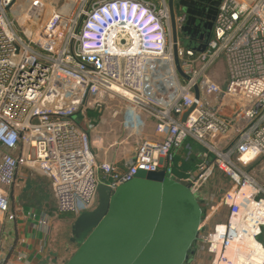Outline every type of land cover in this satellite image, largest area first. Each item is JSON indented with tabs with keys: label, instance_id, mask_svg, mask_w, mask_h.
<instances>
[{
	"label": "built area",
	"instance_id": "1",
	"mask_svg": "<svg viewBox=\"0 0 264 264\" xmlns=\"http://www.w3.org/2000/svg\"><path fill=\"white\" fill-rule=\"evenodd\" d=\"M32 2L20 30L16 0H0V213L15 218L9 192L21 167L49 178L56 210L77 217L95 208L100 183L113 190L139 171L173 175L175 151L189 138L205 148L183 178L191 192L199 195L216 171L230 183L225 222L200 229L196 241L205 264L251 262L264 228V184L247 170L264 158V0H221L203 50L177 39L181 73L168 0ZM185 22L174 13L177 32ZM220 56L223 82L212 70ZM107 100L125 102L127 138L155 125L124 169L97 162L92 148L86 115ZM38 224L49 233L48 214Z\"/></svg>",
	"mask_w": 264,
	"mask_h": 264
},
{
	"label": "water",
	"instance_id": "2",
	"mask_svg": "<svg viewBox=\"0 0 264 264\" xmlns=\"http://www.w3.org/2000/svg\"><path fill=\"white\" fill-rule=\"evenodd\" d=\"M168 6L174 59L181 73L175 55L178 32L172 0H168ZM187 13L188 19L179 32L192 40L188 30H196L200 26L196 21L205 16ZM182 43L197 50L205 46L201 41ZM97 192L95 208L74 219L71 241L76 242L77 249L65 264H183L193 252L202 209L184 179L166 170L139 171L113 190L100 183Z\"/></svg>",
	"mask_w": 264,
	"mask_h": 264
},
{
	"label": "crops",
	"instance_id": "3",
	"mask_svg": "<svg viewBox=\"0 0 264 264\" xmlns=\"http://www.w3.org/2000/svg\"><path fill=\"white\" fill-rule=\"evenodd\" d=\"M214 77L217 78L215 74ZM149 124L150 122L146 125ZM123 132L125 133L124 130ZM233 136L234 129L229 131L228 140L230 141ZM127 139L125 136L119 141H114L110 147L122 144ZM186 144L189 143L185 142L184 146ZM184 146L175 151L174 158H183L184 154L187 155L188 151L183 148ZM134 150L135 148L126 155L110 153L104 156L95 154V157L100 162L109 161L124 169L132 160ZM188 157L189 155H187ZM198 162L195 164V169ZM247 170L257 178L258 182L264 184V158L257 159ZM189 172L191 170H188ZM214 178L218 179L217 184L224 185L227 189L230 187L229 180L221 172L216 171L208 182ZM207 183L201 188L198 199L205 202V205L218 216L206 223L203 232L210 231L216 223L225 222L228 213L226 207L221 204V195H218L213 188L215 185L211 187ZM47 191H51L49 178L40 171L29 167L19 169L9 192L10 211L15 214V218L10 220L5 213H0V264H59V251L55 245L59 242V228L64 227L63 224L72 218L63 219L62 214L64 213L58 212L56 206L53 209H47L45 205ZM42 213L49 216V233L47 234L44 228L38 224V218ZM203 254L207 258V254ZM198 261L199 264H205L208 262V258L199 257Z\"/></svg>",
	"mask_w": 264,
	"mask_h": 264
},
{
	"label": "rangeland",
	"instance_id": "4",
	"mask_svg": "<svg viewBox=\"0 0 264 264\" xmlns=\"http://www.w3.org/2000/svg\"><path fill=\"white\" fill-rule=\"evenodd\" d=\"M33 0H16V6L19 7L16 14L18 18L17 28L22 30L25 24L26 16L24 14L28 11V8L30 5L34 2ZM15 6V7H16ZM179 13V12H177ZM41 23V18L37 20ZM21 26V27H20ZM225 60L223 56H220L216 63L214 64L212 70L214 71V74L217 76L220 82H223L226 78V66H225ZM125 102L121 100L119 101H109L107 100V103L105 106L100 110H97L95 108H91L88 110V113L86 115V118L88 120V126L90 129V137L92 141V148L96 155L100 154L101 156L109 155L110 153L114 154H129L133 151L137 143L142 139L141 137L144 136H151L153 134V131L155 129V125L153 123H150L149 125H145L142 131V135L139 136H133L129 137L126 141H124L122 144H116L113 147H110V144H112L114 141H119L120 139H123L126 134L123 132V128L121 126V119H122V108L124 106ZM75 117L79 120V117L75 115ZM74 117V118H75ZM190 144L191 147V154L189 155L190 161H191V172L195 169V164L197 161L200 160V156L202 153L205 152V148L196 143L194 140H190L189 138L185 141ZM184 142V144H185ZM185 151V150H184ZM186 153V152H185ZM184 159L187 160V155L184 154ZM189 159V158H188ZM97 162H100L97 160ZM109 162V161H108ZM256 178V177H255ZM257 179V178H256ZM218 179H213L207 184L209 186H214L215 192L218 195H222L226 188V186L217 184ZM207 185V186H208ZM199 195H195V197L198 199ZM46 207L47 209H53L55 208V201L54 197L51 191H47L46 193ZM200 205L204 209V214L201 218V231L205 229L206 223L211 220L212 218L215 219L217 216H213V211L211 208H208L205 205V202L199 201ZM72 218L71 220L66 221L62 228H59V242L55 243L58 253H59V264H65L66 261L71 257V255L75 252L77 249V244L74 242H71V236H72V224L75 219V215L69 212H65L62 214V218ZM61 223V222H60ZM69 238V239H68ZM258 240L261 242V244L264 247V228L262 229V234L258 237ZM192 250L194 254L190 257L189 262L185 264H199V257L206 258V255L203 254L205 252H202L198 249V246L196 242H194V245L192 247Z\"/></svg>",
	"mask_w": 264,
	"mask_h": 264
},
{
	"label": "flooded vegetation",
	"instance_id": "5",
	"mask_svg": "<svg viewBox=\"0 0 264 264\" xmlns=\"http://www.w3.org/2000/svg\"><path fill=\"white\" fill-rule=\"evenodd\" d=\"M221 0H172L173 5V12H184L186 15V20L188 19L189 12H196L202 13L205 18L199 19L196 23H200V26L196 30H188L193 34L192 40L185 37L182 33L178 32L177 36L181 42H194V41H201L204 44L208 42L211 37L212 30H213V20L217 12L218 5ZM190 21H194L190 19ZM202 208V207H201ZM218 216V214H215ZM214 215V216H215ZM76 243V242H74ZM194 254V252L189 253L187 259L183 264L186 262L188 263L190 257Z\"/></svg>",
	"mask_w": 264,
	"mask_h": 264
},
{
	"label": "trees",
	"instance_id": "6",
	"mask_svg": "<svg viewBox=\"0 0 264 264\" xmlns=\"http://www.w3.org/2000/svg\"><path fill=\"white\" fill-rule=\"evenodd\" d=\"M189 158V159H188ZM187 160L181 157L179 158H174L172 165L170 166V171L171 173L178 177V178H186L188 175V170H191V161H190V157H188ZM200 204V203H199ZM201 206V205H200ZM202 207V206H201ZM202 209V216L204 214V209L203 207ZM202 218V217H201ZM194 245V244H193ZM193 247V246H192Z\"/></svg>",
	"mask_w": 264,
	"mask_h": 264
},
{
	"label": "bare ground",
	"instance_id": "7",
	"mask_svg": "<svg viewBox=\"0 0 264 264\" xmlns=\"http://www.w3.org/2000/svg\"><path fill=\"white\" fill-rule=\"evenodd\" d=\"M28 26H30V24H28ZM40 26H41V23L38 22L37 20H34L33 25H31V27L33 28L35 27L36 30H38ZM257 245L258 247H256L254 244L250 245V248L253 250L251 262H246V259H244L243 257H240L239 259H237V262L239 264H244V263L245 264H259L261 263L262 260L264 259V250L262 246H260L261 248H259L260 242H257Z\"/></svg>",
	"mask_w": 264,
	"mask_h": 264
}]
</instances>
